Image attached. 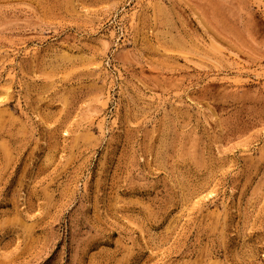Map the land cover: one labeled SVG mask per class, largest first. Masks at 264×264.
<instances>
[{
  "label": "rangeland",
  "instance_id": "1",
  "mask_svg": "<svg viewBox=\"0 0 264 264\" xmlns=\"http://www.w3.org/2000/svg\"><path fill=\"white\" fill-rule=\"evenodd\" d=\"M0 264H264V0H0Z\"/></svg>",
  "mask_w": 264,
  "mask_h": 264
},
{
  "label": "bare ground",
  "instance_id": "2",
  "mask_svg": "<svg viewBox=\"0 0 264 264\" xmlns=\"http://www.w3.org/2000/svg\"><path fill=\"white\" fill-rule=\"evenodd\" d=\"M4 144L6 145V143H4ZM9 146H10V144H9ZM9 146H8V147H9ZM2 147H3V146H2ZM4 147H7V146H4ZM4 147H3V148H4ZM11 148H13V147H11ZM3 150H4V149H2V151H3ZM7 150H8V149H7ZM9 150H12V149H9ZM13 150H14V149H13ZM13 150H12V151H13ZM8 152H11V151H8ZM16 152H17V150H16ZM1 153H2V152H1ZM4 153H5V152H4ZM4 153H3V155H5ZM17 153H18V152H17ZM11 154H12V158H13V153H9V154H7V155H11ZM1 155H2V154H1ZM15 155H16V154H15ZM4 157H5V156H4ZM10 157H11V156H9V158H10ZM2 158H3V156H2ZM12 158H11V159H12ZM14 158L16 159L15 156H14ZM5 159L7 160L6 157H5ZM11 159H10V160H11ZM6 160H5V161H6ZM3 162H4V161H3ZM6 163H7V162H6ZM4 164H5V163H4ZM4 164H3V165H4ZM5 165H6V164H5ZM5 165H4V166H5ZM4 166H3V167H4Z\"/></svg>",
  "mask_w": 264,
  "mask_h": 264
}]
</instances>
